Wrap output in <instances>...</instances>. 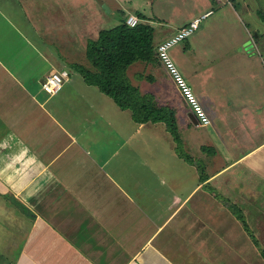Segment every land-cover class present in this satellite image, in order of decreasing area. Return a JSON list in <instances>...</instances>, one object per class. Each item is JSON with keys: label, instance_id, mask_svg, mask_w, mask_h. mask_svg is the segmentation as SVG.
Segmentation results:
<instances>
[{"label": "crops", "instance_id": "crops-1", "mask_svg": "<svg viewBox=\"0 0 264 264\" xmlns=\"http://www.w3.org/2000/svg\"><path fill=\"white\" fill-rule=\"evenodd\" d=\"M66 5L0 0V264H264L259 254L242 260L241 226L222 221L242 213L264 248V71L252 52L264 34L250 35L252 50L247 38L230 46L236 65L216 78L202 67L206 48L195 57L183 46L208 126L172 78L149 92L135 77L174 112L177 141L163 121L136 122L85 81L63 47ZM120 10L152 22L139 7ZM187 21L150 24L154 43ZM63 69V88L48 95L42 79Z\"/></svg>", "mask_w": 264, "mask_h": 264}, {"label": "rangeland", "instance_id": "rangeland-1", "mask_svg": "<svg viewBox=\"0 0 264 264\" xmlns=\"http://www.w3.org/2000/svg\"><path fill=\"white\" fill-rule=\"evenodd\" d=\"M37 0H34V2ZM106 8L111 11H107L98 0H38V2H67L66 5V15L67 21L66 26L71 32V37L66 40L64 49L70 51L67 57L75 63L73 66L86 65L88 63L87 58V43L91 40H96L98 38L99 32L102 29H108L115 26L120 20L121 8H125L126 11H133L139 7L142 11H145L148 17L151 19V24L156 29L161 25L158 21H162L168 25H176L177 23L188 20L186 24L189 23L194 17L202 15L205 11L211 9L213 11L212 15L204 19L198 26L196 33L189 37V41H182L175 45L172 50V58L180 69L181 73L184 75L185 79L190 83L187 78L185 62L180 61L181 52L189 42L192 44V48L195 50L194 56L202 53L204 50L201 48H206L205 59L202 67H208L207 76L208 78H216L217 75L225 74L230 71L235 65L236 61L225 59V55L230 56V52L227 49L234 45L239 46V41H241V46L245 42L246 38L248 43H244V48L251 46L252 41L250 35L258 36V34H264V2H243V0H102ZM257 7L259 10H257ZM207 9V10H205ZM172 22V23H169ZM159 23V24H158ZM57 24H51L50 34L54 32V37L61 36V32L57 30ZM83 25L87 27L89 35L88 39L83 41L81 38V33ZM53 26H56L53 28ZM90 28L92 30H90ZM84 29V28H83ZM96 31L97 35L94 34ZM98 31V32H97ZM202 33V34H201ZM84 34V33H83ZM205 35V43L201 46H195V39L199 38L201 35ZM96 35V36H95ZM211 35V36H210ZM210 36V37H207ZM242 36V38H240ZM194 38V39H193ZM226 38L225 40H223ZM240 38V39H239ZM193 39V40H192ZM192 40V41H191ZM255 45L256 51L252 52L260 58L263 65L264 71V36L256 41ZM159 43V42H158ZM157 43V44H158ZM156 44V45H157ZM252 47V46H251ZM220 49V50H219ZM225 49V50H224ZM59 50V49H58ZM203 50V51H202ZM218 51L223 55H219ZM184 54V53H183ZM185 55V54H184ZM191 59V56H190ZM260 62V61H259ZM188 65L194 68V61L189 62ZM210 67L215 69V74L212 76V70ZM76 68V67H75ZM232 71V70H231ZM235 70V73H237ZM128 78L132 85L136 86L135 81L141 77L140 87L149 92H155L156 88L160 87V83L165 80H170L171 76L167 70L162 65V62H135L128 67L126 71ZM140 73V74H137ZM137 74V75H133ZM151 76V77H150ZM170 78V79H169ZM139 80V79H138ZM156 80V81H154ZM173 81V80H172ZM156 84V85H155ZM140 90V89H139ZM141 92V91H140ZM143 93V92H142ZM169 93V92H167ZM157 95V102L161 105L163 104L161 98ZM165 95V94H163ZM228 211V210H227ZM232 214V213H231ZM233 215V216H232ZM228 214L223 217L222 221L226 223H231L232 226H241V242L243 258L245 255L258 256V251L253 245L250 236L243 229L241 222L237 220L236 215ZM246 218V216H245ZM218 221L216 218H210V222ZM247 221V219H246ZM248 223V222H247ZM249 225V223H248ZM250 227V225H249ZM232 229V227H230ZM258 240V239H257ZM249 241V243H247ZM259 241V240H258ZM260 243V242H259ZM253 250L256 252L253 253ZM252 259V258H251ZM248 264H254V262L249 261Z\"/></svg>", "mask_w": 264, "mask_h": 264}, {"label": "trees", "instance_id": "trees-1", "mask_svg": "<svg viewBox=\"0 0 264 264\" xmlns=\"http://www.w3.org/2000/svg\"><path fill=\"white\" fill-rule=\"evenodd\" d=\"M138 15L142 16L140 13ZM125 20L126 17L121 16L115 26L102 29L96 40L88 41L86 53L91 69L81 65L75 67L87 83L97 86L113 98L121 109L129 110L133 120L138 123L163 121L174 139L179 141L177 122L171 108L160 105L154 94L140 92L137 86L132 85L126 73L128 67L137 61H160L154 43V29L143 22L129 26ZM236 217L264 259V248L245 216L240 213Z\"/></svg>", "mask_w": 264, "mask_h": 264}, {"label": "built area", "instance_id": "built-area-1", "mask_svg": "<svg viewBox=\"0 0 264 264\" xmlns=\"http://www.w3.org/2000/svg\"><path fill=\"white\" fill-rule=\"evenodd\" d=\"M212 13L213 11L209 9L202 15L194 17L187 25L179 28V30H177L173 35L162 40L156 46L158 58L171 76L182 97L189 104L193 114L203 126H208L211 120L197 99L192 86L185 79L184 75L181 73L172 58L171 50L175 45L192 35L198 29L199 24ZM125 21L129 26H135L140 22V19L135 14L131 13L126 16ZM68 76V71L64 69L52 71L42 79L41 88L48 95H55L63 88Z\"/></svg>", "mask_w": 264, "mask_h": 264}]
</instances>
